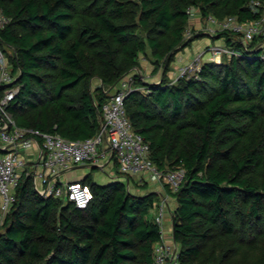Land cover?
Wrapping results in <instances>:
<instances>
[{
    "label": "trees",
    "instance_id": "trees-1",
    "mask_svg": "<svg viewBox=\"0 0 264 264\" xmlns=\"http://www.w3.org/2000/svg\"><path fill=\"white\" fill-rule=\"evenodd\" d=\"M263 4L0 0L6 18L0 47L11 50V86L17 88L6 109L18 127L83 140L100 130L103 104L130 75L124 103L133 130L148 143L158 169L184 170L176 191L163 185L176 202L172 236L180 264H241V254L247 259L242 264H264L258 244L264 239L259 40L246 50L234 34L218 30L209 36L223 38L238 55L203 63L191 77L168 75L175 54L206 34L185 37L195 13L206 28L208 16L252 21L264 13ZM140 55L153 63L154 73L162 70L158 83L136 72ZM80 181L92 192L85 209L65 197L38 195L31 176H22L16 201L0 223V264H153L161 239L152 214L157 194L147 184L135 194L120 180Z\"/></svg>",
    "mask_w": 264,
    "mask_h": 264
},
{
    "label": "built area",
    "instance_id": "built-area-1",
    "mask_svg": "<svg viewBox=\"0 0 264 264\" xmlns=\"http://www.w3.org/2000/svg\"><path fill=\"white\" fill-rule=\"evenodd\" d=\"M253 6L257 8L261 3L255 1ZM187 11L191 14L190 9ZM5 22L6 18L0 13V24ZM218 30L234 34L246 50L249 49L247 44L258 39L255 49L259 51L258 57L264 60V13L248 22H240L232 15L224 17L221 21L208 16L203 32L211 35ZM189 33L190 30L185 32V36ZM222 48L217 52L239 54L228 50L229 48ZM189 67L187 65L183 68L179 75L188 71ZM14 80L15 76L0 47V88H4L0 97V223L16 201V188L23 175L31 176L33 188L38 195L65 197L77 208L85 209L92 199L90 186L77 180L60 181V174L74 165L87 164L103 169L114 159L118 172L127 179L132 176L147 177L156 184L169 185L173 191L179 188L184 170L158 169L150 158L148 143L132 128L124 103L126 93L130 89L128 77L120 81L119 87L103 104L100 130L94 136L83 140H70L58 134L16 126L6 109L17 91L16 87L11 86ZM34 144L38 146L37 153L35 157H30L27 151ZM21 151H25V155ZM166 211L167 202L162 199L154 215V220L160 228L161 239L154 245L153 264H180L176 243L165 238L163 218Z\"/></svg>",
    "mask_w": 264,
    "mask_h": 264
},
{
    "label": "rangeland",
    "instance_id": "rangeland-1",
    "mask_svg": "<svg viewBox=\"0 0 264 264\" xmlns=\"http://www.w3.org/2000/svg\"><path fill=\"white\" fill-rule=\"evenodd\" d=\"M195 17H197V18H195ZM204 26H205L204 20L199 18L195 13V16L192 19H190V21L186 24V28H185L186 31L185 32L190 30V33L188 35H186L185 37L189 38L192 35L191 33L197 32L199 30L204 31L205 30ZM194 34H197V33H194ZM208 38H210V39L208 40ZM220 47L228 49V47L226 46L225 41L223 39H217V38L213 39V38L207 36L206 34L198 36V38H196L189 45V47H187L186 50L184 48L175 54L173 61L170 63V68H169V72H168L170 79L176 80L178 77H183V76L191 77V76L195 75L197 69L203 63H206V62L219 63V62H221L223 60L224 56L226 54H229V52H227V53L217 52V50H219ZM228 50H231V49H228ZM9 53H11V50L9 48H6L4 54L6 56L7 61H8ZM7 54H8V56H7ZM229 55H232V54H229ZM146 60L150 63V66L152 67L153 63L147 58H146ZM187 65L190 66L189 67L190 69H188V71L185 72L186 74L184 73L182 75H179L181 70L183 68H185ZM136 72L139 75H141V77L143 78L144 81L149 82V83H158V80H160V78H161L162 70L159 69L157 72L154 73V69H153L151 72L148 71L146 73L145 70L143 68H141L140 71L137 69ZM129 77H130V75L128 76V78ZM21 153L25 155V151H21ZM97 176H99L97 171L95 169L91 170V179L94 181H97V182L101 181V180H96ZM140 178H142V177H140ZM140 178L139 177H134V178L131 177V183H128L127 182L128 179L125 176H122V181L124 183H126L125 186L129 189V191H131L132 193H135V194H141L144 192V191H141V190H143L142 189L143 185H139V183H137V184L135 183V180L139 181ZM143 182H145V181H143ZM132 184H134V185H132ZM144 184H147L146 185L147 188L149 187L148 183H144ZM151 185H153V183H151ZM155 185H157V184H155ZM158 185H159L160 189L163 191V185L164 184L159 183ZM151 188L153 189V187H151ZM258 242L257 243L260 245L261 252L264 251V239H261ZM248 256L251 257L250 254H248ZM239 259H241V260H239ZM238 261H240V263L242 264V263H245L247 261V259H246L245 255L241 254L240 257L238 258Z\"/></svg>",
    "mask_w": 264,
    "mask_h": 264
},
{
    "label": "crops",
    "instance_id": "crops-1",
    "mask_svg": "<svg viewBox=\"0 0 264 264\" xmlns=\"http://www.w3.org/2000/svg\"><path fill=\"white\" fill-rule=\"evenodd\" d=\"M195 18H197V17H195ZM207 36H209V35H207ZM209 39L210 38H208V40ZM220 39H223V38H220ZM187 47H189V46H187ZM187 47L185 48V50L187 49ZM140 62H141L140 63L141 68H143L146 73L148 71L151 72L154 69L153 66L152 67L150 66V63L146 60V58L143 55H140ZM37 149H38V146L36 144H34V146L27 151V154L30 157H35V154L37 153ZM94 169L97 171V173L99 175L96 177V180H101L98 182L93 180L96 183L106 184V183H109V182L114 181V180L122 181L123 175H120V173L118 172L117 164L114 161V159H111L105 165V167L103 169L92 168L90 165H87V164L86 165H84V164L74 165V166L70 167L68 170L63 171L60 174V179H61L60 181H62V182H68L71 180L80 181L81 179L85 178L86 176L91 177V170H94ZM132 177L134 178L137 176H132ZM143 181H145V182H143ZM150 181L151 180H149L147 177L146 178H140L139 181H136V184L139 183V185H143L144 183H148L149 187L146 190L153 191L157 194L158 203L162 199L166 200L167 211H166L165 217L163 218V229L165 232V238L168 239L169 241L170 240L172 241L173 240V236H172V211L174 210V208L176 206V202H175L174 198L170 195V193L166 192V189L164 188V186H163V191H162L158 184L155 185L156 184L155 181H151V182ZM127 182L131 183L129 180H127ZM151 183H153V185H151ZM132 185H134V184H132ZM151 187H153V189ZM143 190H141V191H143ZM155 213H156V209L153 210V213H152L153 216L155 215Z\"/></svg>",
    "mask_w": 264,
    "mask_h": 264
},
{
    "label": "water",
    "instance_id": "water-1",
    "mask_svg": "<svg viewBox=\"0 0 264 264\" xmlns=\"http://www.w3.org/2000/svg\"><path fill=\"white\" fill-rule=\"evenodd\" d=\"M92 168H97L96 166H91Z\"/></svg>",
    "mask_w": 264,
    "mask_h": 264
}]
</instances>
